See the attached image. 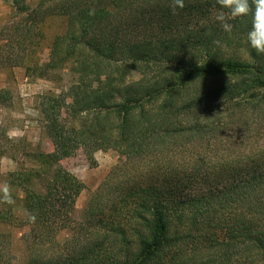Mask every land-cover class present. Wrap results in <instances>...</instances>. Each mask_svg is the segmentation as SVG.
Masks as SVG:
<instances>
[{"label": "trees", "instance_id": "obj_1", "mask_svg": "<svg viewBox=\"0 0 264 264\" xmlns=\"http://www.w3.org/2000/svg\"><path fill=\"white\" fill-rule=\"evenodd\" d=\"M10 2L0 69L64 71L66 83L45 101L53 150L8 179L25 217L0 207V222L25 228L26 258L0 249V264H264V55L247 41L251 16L228 19V34L216 0L176 14L171 0ZM53 15L66 28L40 63ZM101 143L124 159L76 219L85 184L61 160ZM226 206L240 211L216 216Z\"/></svg>", "mask_w": 264, "mask_h": 264}, {"label": "rangeland", "instance_id": "obj_2", "mask_svg": "<svg viewBox=\"0 0 264 264\" xmlns=\"http://www.w3.org/2000/svg\"><path fill=\"white\" fill-rule=\"evenodd\" d=\"M38 0H30L36 4ZM12 13L10 0H0V27L3 18ZM44 37L40 45L35 48L33 59L40 63L48 62L49 51L54 37L62 33L66 28V18L60 15L48 17L43 23ZM243 57H247L245 51ZM64 71H46L44 76H38V72L32 71L30 75L25 66L5 67L0 69V89L6 91L7 99L0 103V185L8 183L11 186L13 198L14 216L17 221L25 217L23 207V192L14 184H11L10 173L20 167L33 166V153L50 152L53 145L46 133L44 124L47 120L45 101L50 93H60L61 75ZM124 159L120 152L106 143H101L94 150L78 148L74 154L61 160V164L74 173L85 187L76 200L73 215L76 219L81 217L83 210L90 198L96 191L108 173ZM43 186L37 184V189ZM9 204L0 202L1 208H7ZM221 215L230 217L238 214L239 206L218 208ZM222 219V218H221ZM25 228L17 224L0 222V249L11 252V257L16 261H24L26 249L23 241ZM73 249L69 257L75 254ZM78 251V250H77Z\"/></svg>", "mask_w": 264, "mask_h": 264}, {"label": "clouds", "instance_id": "obj_3", "mask_svg": "<svg viewBox=\"0 0 264 264\" xmlns=\"http://www.w3.org/2000/svg\"><path fill=\"white\" fill-rule=\"evenodd\" d=\"M221 9L215 19L220 23L224 32L231 34L233 25L228 19L251 16V28L247 33V41L258 55H264V0H216ZM185 7L184 0H171L170 8L173 14ZM226 10V12H225ZM219 44V41H213ZM0 202L14 204L11 186L8 183L0 185ZM29 219L35 222V215L29 214Z\"/></svg>", "mask_w": 264, "mask_h": 264}]
</instances>
